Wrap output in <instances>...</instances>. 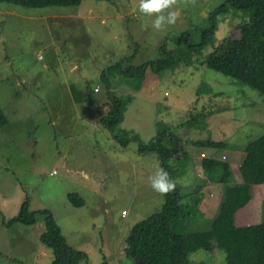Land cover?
I'll use <instances>...</instances> for the list:
<instances>
[{
  "label": "rangeland",
  "instance_id": "1",
  "mask_svg": "<svg viewBox=\"0 0 264 264\" xmlns=\"http://www.w3.org/2000/svg\"><path fill=\"white\" fill-rule=\"evenodd\" d=\"M228 1L197 0L164 31L139 13V0H83L76 8L44 10L0 5V105L8 119L0 129V264L53 259L40 242L44 216L33 226H6L26 199L31 212L48 211L67 244L85 253L79 264H134L125 255L128 236L165 205L148 182L161 157L139 154V143L149 146L162 130L182 141L184 157L167 164L183 215L192 221L182 229L211 227L225 186L209 184L204 160L229 164L230 185H240L242 151L264 134V96L206 66L227 39L241 37L245 15H219L214 34L200 46L211 16ZM182 35L190 49L174 43ZM163 47L174 52L176 67L151 69L144 80L116 73L117 65L126 71L159 61ZM109 95L125 102L116 134L136 138L127 148L100 123ZM199 142L229 149H199ZM74 195L82 208L68 201ZM236 223L264 224V186L252 189ZM190 260L227 264L217 250H200Z\"/></svg>",
  "mask_w": 264,
  "mask_h": 264
},
{
  "label": "trees",
  "instance_id": "2",
  "mask_svg": "<svg viewBox=\"0 0 264 264\" xmlns=\"http://www.w3.org/2000/svg\"><path fill=\"white\" fill-rule=\"evenodd\" d=\"M83 0H0V5H11L28 10H44L48 8H76ZM102 1V0H96ZM230 10L243 13L241 20V37L227 39L206 60V66L218 73L243 83L264 96V0H229L227 5L211 16L212 29L203 32L201 48L206 39L214 34L217 28L216 19ZM248 17H247V16ZM190 36V35H188ZM178 47L190 49V38L182 35L175 39ZM174 52L162 48V58L155 63H146L115 71L131 79L144 80L148 71L161 73L176 67ZM119 74V73H117ZM106 78V76H103ZM107 113L100 123L110 131L114 139L123 148H127L136 138L124 140L116 132L122 124L125 102L117 96L109 95L106 105ZM8 125V119L0 105V129ZM182 141L173 133L160 131L149 146L139 143L141 155L156 154L161 157L162 167L169 173L168 161L179 160L183 155ZM167 144V145H166ZM196 148L226 151L229 145L214 142H199ZM244 160L240 167L242 184L230 185L232 172L229 164L217 160H204L203 170L210 185L217 183L225 186L224 201L209 229L188 230L192 221L183 215L182 196L178 188L166 196L161 213L135 225L126 240L125 255L134 264H191L190 256L200 250L207 252L223 251L227 264H264V224L239 227L236 217L252 200V189L264 186V134L249 143L242 151ZM180 157V158H178ZM68 201L75 208H82L83 201L69 196ZM44 216V232L40 242L52 251L53 259L49 264H79L86 261L85 253L74 250L61 235V230L54 217L46 210L31 212L30 202L22 205L19 214L7 222V227L15 224L33 226L37 223V215ZM0 216L4 217L0 212ZM4 219V218H3ZM186 230V232H185Z\"/></svg>",
  "mask_w": 264,
  "mask_h": 264
},
{
  "label": "clouds",
  "instance_id": "3",
  "mask_svg": "<svg viewBox=\"0 0 264 264\" xmlns=\"http://www.w3.org/2000/svg\"><path fill=\"white\" fill-rule=\"evenodd\" d=\"M197 0H139L138 11L151 19V27L156 31H164L175 25L182 15V8L195 6ZM151 189L161 196L175 191L176 182L169 173L156 163L148 177Z\"/></svg>",
  "mask_w": 264,
  "mask_h": 264
},
{
  "label": "crops",
  "instance_id": "4",
  "mask_svg": "<svg viewBox=\"0 0 264 264\" xmlns=\"http://www.w3.org/2000/svg\"><path fill=\"white\" fill-rule=\"evenodd\" d=\"M242 184V183H241Z\"/></svg>",
  "mask_w": 264,
  "mask_h": 264
}]
</instances>
